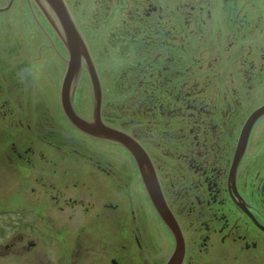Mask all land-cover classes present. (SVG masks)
<instances>
[{"label":"flooded vegetation","instance_id":"1","mask_svg":"<svg viewBox=\"0 0 264 264\" xmlns=\"http://www.w3.org/2000/svg\"><path fill=\"white\" fill-rule=\"evenodd\" d=\"M0 16V261L5 212H59L69 264H264V0Z\"/></svg>","mask_w":264,"mask_h":264},{"label":"rangeland","instance_id":"2","mask_svg":"<svg viewBox=\"0 0 264 264\" xmlns=\"http://www.w3.org/2000/svg\"><path fill=\"white\" fill-rule=\"evenodd\" d=\"M5 207L8 206L5 205ZM55 213L63 217L62 213ZM49 214L52 215L51 212H5L4 218L15 220L20 225V234L25 236L26 241L34 242L35 247L28 252L22 249L18 257L9 254L0 261V264H18L15 259L21 261V264H59L64 258L62 263L69 264L70 257L77 256L76 252L68 250L64 234L55 232L51 227L52 221H59L62 217L56 218L52 215L53 220L51 221ZM6 223L4 234L0 235L1 245L8 244L11 241L10 235L13 233L11 225ZM56 230L60 231V229ZM2 239L5 241L3 242ZM2 251H5V247L4 250L2 247Z\"/></svg>","mask_w":264,"mask_h":264},{"label":"water","instance_id":"3","mask_svg":"<svg viewBox=\"0 0 264 264\" xmlns=\"http://www.w3.org/2000/svg\"><path fill=\"white\" fill-rule=\"evenodd\" d=\"M69 112V114L71 115V117L70 118H72L74 121H76V116H75V114L74 113H70V111H68ZM171 263H172V261H171Z\"/></svg>","mask_w":264,"mask_h":264}]
</instances>
